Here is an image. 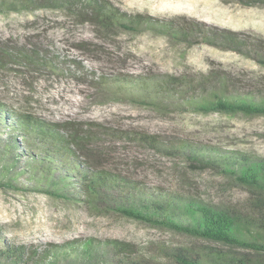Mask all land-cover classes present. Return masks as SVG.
Wrapping results in <instances>:
<instances>
[{
    "label": "rangeland",
    "instance_id": "rangeland-1",
    "mask_svg": "<svg viewBox=\"0 0 264 264\" xmlns=\"http://www.w3.org/2000/svg\"><path fill=\"white\" fill-rule=\"evenodd\" d=\"M105 1L132 13L179 17V22L195 18L206 29L240 31L250 39L245 46L249 52L217 47L202 36L186 41L146 27L105 30L64 0H33L27 8L0 11V102L53 122L73 121L91 135L83 155L88 163L165 195L192 197L250 217V237L264 243L259 220L264 208L257 207L252 190L218 166L195 167L198 161L182 151L210 146L264 160V115L205 112L180 98L149 105L117 95L115 86H100L93 78L168 75L178 77L177 87L190 96L264 99V7L235 0ZM17 52L37 55L41 62L15 60ZM89 237L131 242L154 264H178L173 248L210 255L246 253L264 261L263 249L230 247L139 221L105 200L91 204L0 186V247L5 240L40 246Z\"/></svg>",
    "mask_w": 264,
    "mask_h": 264
},
{
    "label": "trees",
    "instance_id": "trees-1",
    "mask_svg": "<svg viewBox=\"0 0 264 264\" xmlns=\"http://www.w3.org/2000/svg\"><path fill=\"white\" fill-rule=\"evenodd\" d=\"M32 1L0 0V11L21 10L31 6ZM64 1L79 16L94 21L105 30L114 26L130 30L146 27L186 41L202 36L206 42L217 47L249 52L245 46L250 39L242 32L219 27L206 29L203 27L205 23L195 18L179 22V17L160 18L132 13L105 0ZM235 1L264 7V0ZM12 58L20 61L31 58L35 63L41 62L37 55H29L27 52H17ZM50 66L54 67L55 64ZM93 78L100 86H115L117 95L120 92L149 105L163 106L165 103L177 102L167 98H180L195 109L205 112L264 115V99L216 93L213 97L209 94L190 96L187 91L179 90V78L175 76L156 78L99 74ZM82 131L73 121L53 122L29 112L11 109L0 102V186L38 190L53 197L91 204L105 200L123 215L139 221L230 247L264 250L263 242L250 237L248 221L253 220L250 217L210 206L192 197L165 195L153 188L143 187L131 178L88 163L83 155L88 154L91 135L89 131L87 134ZM213 148L193 146L182 148V151L199 162L195 163V167L218 166L223 172L234 175L252 190L257 207L264 208V160L255 161L245 154L230 155ZM259 218L264 225V213ZM171 254L178 264H264V261L250 258L246 253L237 255L217 252L210 255L186 248H173ZM0 264L154 263L140 256L131 242L117 238L103 240L89 237L48 242L40 246L5 240L0 247Z\"/></svg>",
    "mask_w": 264,
    "mask_h": 264
}]
</instances>
